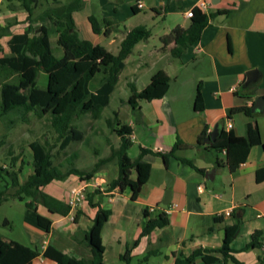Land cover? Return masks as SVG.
Returning a JSON list of instances; mask_svg holds the SVG:
<instances>
[{"label":"crops","instance_id":"1","mask_svg":"<svg viewBox=\"0 0 264 264\" xmlns=\"http://www.w3.org/2000/svg\"><path fill=\"white\" fill-rule=\"evenodd\" d=\"M201 1L207 4L205 14L213 17L199 41L179 59L170 56L169 51L173 45L163 47L161 38L168 33L159 37L161 46H153L148 54L140 49L146 48L141 45L143 42L138 43L132 51L133 54L138 49L139 60H143L145 56L153 58V65L164 60V67L157 69L155 73L164 71L170 78V83L163 98L139 102L138 122L132 119L124 124L132 131V146L127 151L130 158H136L141 148L154 153L143 157V161L150 166V171L136 199H131V191L128 189L123 192L116 189L102 192L94 197L93 202L103 209L111 210V216L101 232L104 262L111 251V256L121 261L120 256L125 248L139 238L144 226L143 214L145 211L148 213L149 208H154V212L148 213L150 217L171 209L166 215L168 225L140 239L131 252L130 264L136 261L139 264V259L147 251L154 254L151 257L161 256L159 264H174L175 258L188 256L198 248L218 249L222 245L225 228L233 229L237 225L238 230L230 245L233 256L243 264H260L256 251L264 255V247L245 250L254 231L264 232V180L256 183V171H264V152L261 147L264 144V0H176L184 24H177L173 29L188 28L190 20L186 13ZM141 2V9L135 6L136 2L129 5L132 16H138L144 9L143 1ZM133 6L140 11L138 14L133 13ZM151 10L152 15L161 17L173 13L170 7L166 10L165 6L160 9L153 7ZM217 11H225L227 14L217 15ZM94 14L95 4L92 0H37L31 22L27 23V13L18 2L0 0L1 55L9 53L7 43L11 36L23 33L28 25L35 29L44 25L54 30L47 19L49 15L71 19L81 39L100 46H103L101 39H110L108 45L116 43L119 50L120 42L130 30H126L120 38L114 37L112 33L108 37L96 35L88 21ZM127 60L128 57L125 67ZM144 67H148L144 60L142 63L137 62L135 66L137 72ZM252 69L260 72L261 81L255 88L246 91L241 85L245 80V73ZM190 71L192 74L189 78L187 75L182 76ZM155 73L150 75L149 81ZM185 78L189 79L187 88L184 86ZM10 79L18 81V76L14 74L0 80L4 84L5 80ZM199 82L203 110L195 112L194 96ZM256 98L263 99V111L255 113L253 119L240 114L228 118L230 109L252 108ZM220 122L224 123V127L230 122L232 127L229 130L250 143L246 161L233 173L225 166L224 152L217 155L211 150L197 147L201 134L204 132L209 136L213 127ZM224 130L228 131L226 127ZM177 138L188 146L185 151L177 153L178 157L191 161L195 168L174 157H167L166 160L162 158V155L171 150ZM0 166L5 168L2 164ZM16 166L19 169L20 164L16 163ZM205 173H212V180L210 175L205 178ZM21 178L19 174L20 182ZM74 179L78 178L69 176L64 181H52L42 187L41 191L67 203L70 191L83 186V182L78 179L74 183ZM2 186L4 184L1 182L0 191ZM166 191L170 195L168 204L164 205ZM21 197V200L8 199L3 202L0 211L10 203L7 210L15 209L19 213L21 228L23 230L24 227L28 235L30 247L23 246L20 237L12 239L0 233L3 241L0 257L12 248L31 256V264H55L43 258V242L46 246L52 243L75 257L84 256L85 253L87 257L90 256L80 235L92 225L97 208H90L84 200L66 217H61L50 214L45 207L39 205L38 214L52 223L51 232L46 234L23 221V207L25 210L28 199ZM76 212L81 214L76 221H71V216L74 217ZM3 222L5 230L14 224L7 212ZM75 236L78 237L74 238ZM114 246L117 247L115 252ZM149 261L150 259L145 264Z\"/></svg>","mask_w":264,"mask_h":264},{"label":"trees","instance_id":"2","mask_svg":"<svg viewBox=\"0 0 264 264\" xmlns=\"http://www.w3.org/2000/svg\"><path fill=\"white\" fill-rule=\"evenodd\" d=\"M20 4L27 13L26 22L30 23L33 10L37 0H11ZM134 14L140 11L136 7L131 8ZM154 12L156 10H153ZM227 14L225 11H217L215 14ZM213 15H206L198 8L192 9V17L189 19L188 28H175L169 34L161 38L163 47L173 45L170 49V56L179 59L189 48L193 47L200 39L203 30L208 26ZM47 19L52 23L54 30L42 25L39 28H28L21 34L12 35L7 45L9 53L1 55L0 44V79L16 74L18 81L15 88L17 101L5 102L3 90L7 85L1 86L0 103V125L6 132L12 130L16 125L27 123L29 115L37 119L47 117L50 128L55 134V140L59 144L58 151L65 150L72 142L82 138L78 129L77 121L83 116L90 114L93 119H99L103 110L108 106L110 96L119 81L125 67V60L132 54L134 47L143 41H147L150 30L139 25L131 29L119 44L117 54H112L103 46L93 45L89 41L81 39L78 31L74 28L71 19L65 20L49 15ZM91 30L94 34H102L108 37L114 30L115 23L108 18H99L91 15L88 18ZM54 32L57 35V46L62 50V57L56 58L51 50L49 34ZM47 75V84L44 94L32 102V93L37 89V81L40 72ZM170 78L164 71L155 73L149 84L137 91L132 83H127L130 89V96L127 100L131 108L133 119L139 120V102L153 101L163 98L169 88ZM193 108L195 112L203 110L201 95V83L196 87ZM240 114L246 118H254L251 108H234L228 111V118ZM116 115V114H115ZM229 121V120H228ZM108 126L118 140L119 146L111 148L109 156L100 159L94 167L84 172L76 168L62 171L60 166L53 165V145L48 141H33L29 144L32 154V172L20 182L18 170H14L17 157H13L10 165L5 168L0 166V183L4 184L0 191V206L8 199H28L25 203L23 221L34 228L49 234L52 223L46 217L37 212L39 205L45 207L50 214L66 217L70 213L67 203L59 201L41 191V188L52 181H64L69 176L77 177L81 182L86 183L93 179L94 174L102 166L114 162L117 167V176L111 180L104 192L118 190L123 192L126 189L131 191V199L135 200L142 186L146 183L150 166L143 161V157L154 154L150 150L140 149L136 158H130L127 151L132 146L131 128L121 125L119 121H108ZM224 123H219V135L214 142H206L208 137L204 132L198 138L197 147L207 150L224 152L225 166L233 173L242 165L248 156L250 143L240 136L234 135L230 130H224ZM264 152V144H261ZM188 146L177 138L171 150L162 155L174 157L190 167H194L191 161L178 157L177 153L185 151ZM218 167V163L215 164ZM203 173L202 170L196 169ZM135 175L133 178L132 175ZM264 180V171H256V183ZM102 192L98 189L85 194V201L90 208H97L92 225L84 234H81L82 241L89 251V257H75L58 249L54 244H48L43 252V258L55 264H103L104 247L101 241V232L104 225L111 216L110 209H103L98 203L93 202L96 195ZM81 212H76L73 221H76ZM144 226L138 239L125 248L120 256L124 264H130L131 252L138 245L141 238L149 236L155 230L164 229L168 225L167 217L160 213L150 217L147 211L144 212ZM4 225V222H3ZM238 230V225L233 229L225 228L222 245L218 249L198 248L188 256L175 258L174 264H243L233 256L231 242ZM264 232L254 231L247 249H261L264 247L262 237ZM78 236H75L76 238ZM3 241L0 237V248ZM154 254L147 251L139 264H145ZM0 264H31V256L24 252L9 248L0 257ZM264 264V259H260Z\"/></svg>","mask_w":264,"mask_h":264},{"label":"rangeland","instance_id":"3","mask_svg":"<svg viewBox=\"0 0 264 264\" xmlns=\"http://www.w3.org/2000/svg\"><path fill=\"white\" fill-rule=\"evenodd\" d=\"M137 1L138 0H92V3L95 4L94 15L99 18L111 19L115 23L116 30L114 28L111 32L114 37L120 38L126 30H131L138 25L146 26L150 30L151 36L147 42L143 41V43H141V45L146 46V48L140 47V49H143V51L148 54V51L153 50V46H161L159 43V37H162L163 33L169 34L175 25L184 24V20L178 12L179 9L178 5H176V0H141L143 1L144 9L138 16L134 17L130 12L129 5L135 2L137 3ZM162 6H165L166 10L170 7V10H173V13L169 15L167 14V16L164 17L152 15L151 9L153 7L160 9ZM56 40L57 35L53 32L50 33L49 43L52 53L56 58H61L63 53L61 48L57 46ZM101 40V45H103L106 50L112 54H117L118 46L116 43L109 46L108 43L110 42V39ZM137 50L138 49H136L135 52L128 57L125 70L123 71L118 84L115 86L114 91L110 96L108 106L103 110L100 118L96 120L93 119L90 114H87L77 121L78 129L82 134V138L80 140L72 142L65 150L58 151L59 144L55 140V134L50 128L48 118L44 117L42 119H37L34 115L30 114L27 123L18 124L9 132H6L0 125V164L8 168L12 158L17 157L18 160L16 163L20 164L21 169L19 174L20 177H22L21 179L24 180L32 172V154L29 149V144L33 141H39L41 143L48 141L49 144L54 146L52 150L53 165L60 166L62 171H66L70 168H76L84 172H88L100 159L109 156L111 148H117L119 146V140L109 128L108 121L113 122L116 119L121 123V125H124L128 123L129 120L133 119L131 108L127 102L131 94L127 83H132L137 90L141 91L149 84L150 75L155 73L157 69L164 67V60H159L153 65V58L149 59L145 56L143 60L148 67H144L137 72V69L135 68L137 62H143V60L138 59L139 54L137 53ZM133 64L134 67L132 66ZM191 65L192 64H190V68H192ZM134 70L135 72H133ZM190 74H192V71L185 73L182 76L186 77L187 75V78H189ZM187 78L184 79L185 88L189 86L187 83L189 79ZM3 83L7 85V89L3 90L5 102L17 101L19 97H16L14 93V87L16 86L17 81L15 79H10L5 80ZM1 84L0 80V94L2 89L1 86L3 85ZM46 84L47 75L41 71L37 81L38 87L32 93L31 100L33 103L36 102L42 94H44ZM171 86L173 88L174 85L171 83ZM211 152L218 155V152L215 150H211ZM13 168L14 170H18V166ZM116 176L117 167L114 162L102 166L96 171L93 179L87 183L84 193L86 194L96 189L100 192V188L105 191L109 182L115 179ZM132 177L134 178L135 175ZM77 180L78 179H74V183L79 181ZM8 204L4 206L3 211H0L1 235L12 237V239L20 237L23 241V246L30 247L28 243V235L24 230V227L23 230L21 228L22 221L19 213L15 209L7 210L10 208V203ZM6 212L14 224L5 230L2 223ZM133 228H135V226ZM116 249L117 247L114 246L113 251L115 252ZM256 253L258 255L259 262L260 259H264V255L258 250ZM111 254L112 251L110 254L106 255L107 261L104 262V264H124V262L117 260L116 257L113 258ZM85 255L87 257L86 253L84 256ZM144 256L139 259V262ZM149 259L150 261L148 264H159L162 258L161 256H155L150 257ZM132 264H137V261Z\"/></svg>","mask_w":264,"mask_h":264},{"label":"water","instance_id":"4","mask_svg":"<svg viewBox=\"0 0 264 264\" xmlns=\"http://www.w3.org/2000/svg\"><path fill=\"white\" fill-rule=\"evenodd\" d=\"M261 81V74L258 70H248L245 73V80L241 85V88L245 89L246 91H249L253 88H255ZM263 111V99L262 98H256L254 101V104L251 108V112L253 114L255 113H261ZM219 135V124H216L211 133L209 134V136L207 138H205L206 142H214L215 139L218 137ZM208 175H210V180H212V173H205V178L208 177ZM169 191L165 192V199L163 201V204L166 205L168 204V199H169Z\"/></svg>","mask_w":264,"mask_h":264},{"label":"built area","instance_id":"5","mask_svg":"<svg viewBox=\"0 0 264 264\" xmlns=\"http://www.w3.org/2000/svg\"><path fill=\"white\" fill-rule=\"evenodd\" d=\"M135 6L138 8V9H141L143 7L142 5V2L141 1H138ZM196 8H198L201 12L205 13L207 11V4L203 1L199 2L196 6ZM186 17L187 18H191L192 17V10L187 12L186 13ZM226 129H230L232 127L231 123L230 122H227L226 124ZM87 183L89 182H86V183H83V186L79 189H72L70 191V198L69 200L67 201V205L70 207V213L76 209L77 207V204L80 203V202H83L85 200V193H84V189L85 187L87 186ZM100 190L102 192H104L101 188ZM171 209H168L167 211L164 212L165 215L169 214ZM154 212V208H149L148 209V213H152ZM227 216H229V213L226 214ZM73 216H71V221L73 220ZM262 242L264 243V236L262 237ZM46 246V243L43 242V251L45 250V247Z\"/></svg>","mask_w":264,"mask_h":264}]
</instances>
